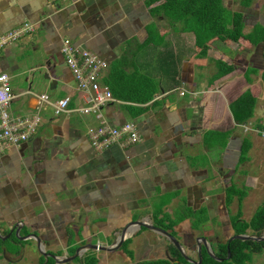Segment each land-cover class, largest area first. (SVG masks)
I'll use <instances>...</instances> for the list:
<instances>
[{"label": "crops", "instance_id": "1", "mask_svg": "<svg viewBox=\"0 0 264 264\" xmlns=\"http://www.w3.org/2000/svg\"><path fill=\"white\" fill-rule=\"evenodd\" d=\"M165 1L0 0V36L26 22L35 26L32 33L0 49V73L9 74L15 95L9 111L40 118L37 133L21 146L0 142L2 236L10 230L15 235L14 225L22 222L20 236L35 233L45 240V252L60 254L61 249L76 250L89 241L109 244L128 221L153 223L161 206L168 219L179 218L187 208V213L205 209L208 221L200 228L192 227L196 215L174 226L184 251L193 257L198 236L206 237L210 247L227 242L235 234L230 216L240 208L249 221L262 205L264 138L236 122L230 103L251 90L257 101L245 124L260 125L264 119L263 43L222 40L208 31L196 35L187 22L167 16L164 9L154 13ZM222 1L231 11L244 13L245 33L264 25V1L254 0L248 7L241 0ZM65 39L106 59L103 77L122 64L127 73L153 77L158 92L146 104L114 97L101 107V118L95 112L83 113L80 109L90 95L77 87L62 52ZM216 60L234 70L213 80ZM42 93L49 95V102L38 108ZM65 96L71 98L69 109L57 115L55 104ZM100 119L108 126L134 121L141 140L127 147L119 142L94 148L88 129L97 127ZM247 141L251 145L244 154ZM233 183H245L249 191L240 203L235 197L228 205L227 188ZM150 232L164 238L146 226L132 225L124 240L130 239L128 245L84 254L95 255L98 264L102 256L104 264L164 257H148L161 250L148 243ZM15 237L19 242L0 245V262H47L34 239ZM135 237L144 245L133 246Z\"/></svg>", "mask_w": 264, "mask_h": 264}, {"label": "trees", "instance_id": "2", "mask_svg": "<svg viewBox=\"0 0 264 264\" xmlns=\"http://www.w3.org/2000/svg\"><path fill=\"white\" fill-rule=\"evenodd\" d=\"M155 1L157 0H150V3ZM253 1L254 0H241V4L248 7ZM162 9L165 10L164 13L167 16H176L181 21L187 22L189 25L187 28L194 30L196 35L208 31L211 35L219 37L222 40L230 39L233 41H239L240 38H245L250 40L253 44L263 43L264 46V25L257 24L251 32L245 33L244 13L242 11H231L224 6L222 0H183L182 2H178L177 0H166L163 4L155 7L154 13ZM157 35L158 34H156V36ZM154 40V37L150 39L151 42ZM200 41L201 40H199L198 43L203 46L204 43H201ZM215 64L218 70L213 80H216L222 77V75H226L234 70L231 65H228L221 60H216ZM102 80L110 87L114 97L136 104H146L150 102L159 89V84L153 77L142 75L140 73H127L122 64H119V66L114 65ZM173 81V83H176V80ZM256 101L257 97L252 91L246 90L230 103V108L238 124H244L253 116ZM135 114H137V112H135ZM257 126L260 125L257 124ZM249 144L251 145L249 141L244 144V154L250 147ZM246 195L247 191L244 190L243 187L233 183L227 188V204L229 205L235 197L238 199V202H241ZM187 210L188 208L186 209V212L177 219H168L161 206L153 214V223L169 230L178 238L174 226L185 218L194 215L197 216V220L193 221L192 224V227L195 229L200 228L202 222L208 221L204 215L205 209L201 212L189 209V213H187ZM161 212H163L162 214L164 215L159 217ZM230 218L235 233H247L248 230L251 229L254 233L257 232L256 234L260 235L264 230V200L249 221L243 218L240 208L235 214L230 216ZM166 221L167 223H165ZM15 235H11L6 240L0 239V245L5 242L8 243L13 239L16 240V242H19ZM129 240L130 239L124 241L122 244L123 247L128 245ZM21 243L24 244V241H21ZM228 246L231 252L230 258H227ZM74 249L75 247L71 249L72 252L75 251ZM167 249L169 254L173 256V261L163 258L144 259L133 264H193L182 255L180 250L172 242L169 243ZM263 250L264 241L233 239L227 242H220L217 244V248L214 247L215 254L218 257L224 258L222 261L214 259L209 254L206 247L203 246L201 252L202 264H254L252 260L253 254L261 253ZM18 251H20V248H17V252ZM196 254L198 256V251ZM42 260H45L44 257H42ZM76 260L83 262V264H98L99 262V259L91 253L84 254L83 257L77 258ZM45 264H54V259L49 258Z\"/></svg>", "mask_w": 264, "mask_h": 264}, {"label": "built area", "instance_id": "3", "mask_svg": "<svg viewBox=\"0 0 264 264\" xmlns=\"http://www.w3.org/2000/svg\"><path fill=\"white\" fill-rule=\"evenodd\" d=\"M35 26L26 22L14 29H11L0 36V49L15 43L22 36L32 33ZM62 52L66 62L71 69L78 89L90 95L89 103L81 108L83 113L95 112L101 118V107L114 100L110 87L102 80L103 72L108 67V61L94 52L74 45L69 39H65L62 45ZM184 95L185 90L180 91ZM15 97L10 76L6 72L0 73V142L13 146H21L22 143L33 137L39 127L40 118L35 115H11L9 105ZM71 98L65 96L55 104L57 115L68 111ZM49 102V95L42 93L38 97L37 107L41 108ZM97 127H89L88 134L94 148L102 150L113 144L119 143L123 147L133 145L141 140V134L134 121H125L118 126H108L102 119ZM244 129H253L264 138V119L260 126H249L243 124Z\"/></svg>", "mask_w": 264, "mask_h": 264}, {"label": "water", "instance_id": "4", "mask_svg": "<svg viewBox=\"0 0 264 264\" xmlns=\"http://www.w3.org/2000/svg\"><path fill=\"white\" fill-rule=\"evenodd\" d=\"M46 78H50L49 74L45 75ZM54 81V80H53ZM21 224L22 222H18L14 225L15 227V234L17 235V237H19V239L21 240H25V239H34L37 244L36 247L38 248V250L42 253V255H44L46 258L47 257H51L56 261V264H64V263H70L71 261H75L78 257H82L83 254L90 250V249H96V250H101V251H107V252H111V251H116L118 250L124 240L126 239V233L128 231V229H130V227L132 225H143L146 226L147 228L153 229L157 232H159L160 234L168 237L173 244L175 243L176 247L180 250V252L182 253V255L190 262L193 264H202V245H206L209 254L216 260L218 261H222L224 260V258L222 257H218L215 252L213 251V249L210 247V245L208 246L207 244V238L204 236H198L196 238L197 240V245H198V252H199V260L195 261L194 259H192L190 256H188L186 254V252L183 249V243L175 236L173 235L169 230L162 228L160 226H157L153 223H146L145 221H141V220H132V221H128L123 227L122 230L120 232V234L109 244L106 243H102L100 241L97 242H87L85 244L79 245L74 254L68 255L67 253H61V254H55L52 252H45L44 245H45V240L41 237L36 235L35 233H29L26 235H19V231L21 229ZM12 230L10 233H8L6 236H2L1 234V230H0V238L1 239H6L9 237V235H11ZM202 240L203 242L201 243L199 240ZM233 239H241V240H253V241H264V233L262 235H254V234H249V233H242V234H238L235 233L234 235H232V237H230L229 240H233ZM231 256L230 253V248L228 246V255L227 258H229Z\"/></svg>", "mask_w": 264, "mask_h": 264}, {"label": "rangeland", "instance_id": "5", "mask_svg": "<svg viewBox=\"0 0 264 264\" xmlns=\"http://www.w3.org/2000/svg\"><path fill=\"white\" fill-rule=\"evenodd\" d=\"M262 1H264V0H255V2H254V4H258L259 2H261L262 3ZM251 22H253V21H251ZM250 22V23H251ZM261 137V136H260ZM247 183V182H246ZM244 186H243V188H244V190H246V191H249V189H248V187L247 186H245V183L243 184ZM247 218V217H246ZM154 232H150V234H149V236H148V243H151V241L152 242H154L156 245H158V247H160L161 248V250H159V252H157L156 253V255H153V254H148V257H158V256H164V257H159V258H163V259H168V260H170V261H173V256L172 255H170V256H168L167 255V253H168V249H167V245L170 243L169 241L170 240H167L166 239V237L164 236V238H159V236H156V234H153ZM262 233H264V230L262 231ZM261 233V234H262ZM140 239H143L144 238V236H142V235H140V237H139ZM179 240L180 241H182V238L179 236ZM135 239V241L132 243L133 244V246L134 245H136V243L138 242V239L135 237L134 238ZM223 239V238H222ZM138 243H140L141 245H144L143 244V242L142 241H139ZM183 243V242H182ZM174 245H175V243H174ZM176 246V245H175ZM213 246L215 247L216 246V244H213ZM140 247V246H139ZM206 249H207V247H206ZM208 250V249H207ZM71 252H72V250H70ZM209 252V251H208ZM142 251H140V252H137V260H140L141 258H142ZM192 253V252H191ZM197 257V254H196V252L194 253L193 252V258H196ZM154 259H158V258H154ZM252 260H253V263L254 264H264V250H263V252H261V253H256V254H253V257H252ZM76 262V263H75ZM107 263V261H106V259H105V257H101V264H104V263ZM35 262H33L32 264H34ZM77 264V261H71V264ZM0 264H6V262H0ZM27 264V263H26Z\"/></svg>", "mask_w": 264, "mask_h": 264}, {"label": "flooded vegetation", "instance_id": "6", "mask_svg": "<svg viewBox=\"0 0 264 264\" xmlns=\"http://www.w3.org/2000/svg\"><path fill=\"white\" fill-rule=\"evenodd\" d=\"M10 232H11V230H10L8 233H10ZM11 235H12V233H11ZM11 235H9V236H11ZM187 235H188V234H185L186 237H187ZM192 236H193V234H192ZM184 238H185V237L183 236V239H184ZM114 239H115V238L113 237L112 241H113ZM191 239H192V238H191V236L189 235V239H188V240H191ZM185 240H186V239H185ZM194 240H195V238H194ZM192 241H193V240H192ZM192 241H190V242L192 243ZM195 246H196V244H195ZM203 246L206 247V245H202V247H203ZM71 247H72V246H71ZM68 248H69V247H68ZM68 248L61 249V250H62L61 253H63L64 250L67 251L66 253H67L68 255H71V254H74V253H75V251H74V252H71V251H70L71 249H68ZM211 248H212L213 251H214V246L211 247ZM215 248H217V244H216ZM214 252H215V251H214ZM56 253L58 254V251H56ZM61 253H60V254H61ZM198 253H199V252H198ZM198 256H199V254H198ZM198 256H197V257H198ZM42 257H44V259H45L46 261H48L49 258H51V257H47V258H46L44 255H41V258H42ZM197 257H196V258L191 257V258L194 259L195 261H198L200 256H199L198 258H197ZM78 258H80V257H78ZM52 259H53V258H52ZM76 261H77V260H76ZM54 264H56V261H55V260H54ZM64 264H66V263H64ZM67 264H70V263H67Z\"/></svg>", "mask_w": 264, "mask_h": 264}, {"label": "clouds", "instance_id": "7", "mask_svg": "<svg viewBox=\"0 0 264 264\" xmlns=\"http://www.w3.org/2000/svg\"><path fill=\"white\" fill-rule=\"evenodd\" d=\"M263 234V233H262ZM262 234H260V235H262ZM254 235H256V234H254ZM7 239V238H6ZM231 253V252H230ZM230 258V257H229Z\"/></svg>", "mask_w": 264, "mask_h": 264}, {"label": "bare ground", "instance_id": "8", "mask_svg": "<svg viewBox=\"0 0 264 264\" xmlns=\"http://www.w3.org/2000/svg\"><path fill=\"white\" fill-rule=\"evenodd\" d=\"M256 254V253H255Z\"/></svg>", "mask_w": 264, "mask_h": 264}]
</instances>
